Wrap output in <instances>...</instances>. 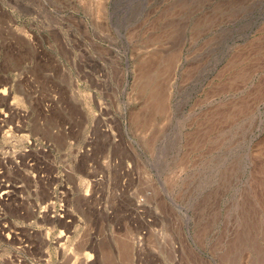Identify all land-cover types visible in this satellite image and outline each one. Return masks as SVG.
Instances as JSON below:
<instances>
[{"label":"rangeland","instance_id":"obj_1","mask_svg":"<svg viewBox=\"0 0 264 264\" xmlns=\"http://www.w3.org/2000/svg\"><path fill=\"white\" fill-rule=\"evenodd\" d=\"M0 264H264V0H0Z\"/></svg>","mask_w":264,"mask_h":264},{"label":"built area","instance_id":"obj_2","mask_svg":"<svg viewBox=\"0 0 264 264\" xmlns=\"http://www.w3.org/2000/svg\"><path fill=\"white\" fill-rule=\"evenodd\" d=\"M4 96V95H3ZM5 117H7V114H4Z\"/></svg>","mask_w":264,"mask_h":264},{"label":"bare ground","instance_id":"obj_3","mask_svg":"<svg viewBox=\"0 0 264 264\" xmlns=\"http://www.w3.org/2000/svg\"><path fill=\"white\" fill-rule=\"evenodd\" d=\"M151 25H153L152 23H151ZM152 30H153V28H151Z\"/></svg>","mask_w":264,"mask_h":264}]
</instances>
